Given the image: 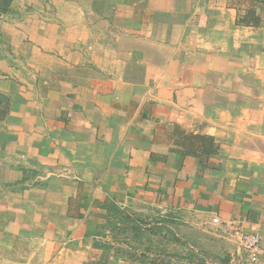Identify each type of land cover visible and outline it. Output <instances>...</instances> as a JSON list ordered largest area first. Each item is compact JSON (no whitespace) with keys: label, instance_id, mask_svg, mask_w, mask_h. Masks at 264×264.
Segmentation results:
<instances>
[{"label":"crops","instance_id":"crops-1","mask_svg":"<svg viewBox=\"0 0 264 264\" xmlns=\"http://www.w3.org/2000/svg\"><path fill=\"white\" fill-rule=\"evenodd\" d=\"M24 3L0 15V264H141L99 248L109 201L264 247V0ZM174 125L214 138L207 168Z\"/></svg>","mask_w":264,"mask_h":264},{"label":"rangeland","instance_id":"rangeland-1","mask_svg":"<svg viewBox=\"0 0 264 264\" xmlns=\"http://www.w3.org/2000/svg\"><path fill=\"white\" fill-rule=\"evenodd\" d=\"M27 0H14L8 15H18ZM57 3L60 0H56ZM76 9L85 8L88 0H71ZM55 6V5H54ZM23 12V8H21ZM47 15V14H46ZM15 18V16H14ZM142 231L133 230L129 224L127 233L117 237L131 252L149 257L158 264H229V249L239 244L233 231L219 223L196 216L159 214L156 211H128ZM111 238V236H110Z\"/></svg>","mask_w":264,"mask_h":264},{"label":"trees","instance_id":"trees-1","mask_svg":"<svg viewBox=\"0 0 264 264\" xmlns=\"http://www.w3.org/2000/svg\"><path fill=\"white\" fill-rule=\"evenodd\" d=\"M13 1L14 0H0V15L10 14ZM262 4L263 2L255 3V5L247 11L245 16L239 18L238 23L241 25L259 26L261 23V16L260 13H258V9ZM97 8L99 10L98 4ZM9 110L10 98L5 94L0 93V121L6 118ZM173 132L176 141L175 143L182 149L183 157L193 156L199 159L200 166L203 169L208 167L209 158L218 153L219 146L214 138L210 136L187 133L182 130L179 125H174ZM105 209L107 210V215L105 217V223L99 228V237H107L108 232L110 234L109 236H111V243L99 244V248L112 249L120 259L125 258L141 264H158L154 260L150 262L148 256L140 255L138 251L131 252V250H129L131 248L126 249L124 244L120 242L121 240L118 239L117 233L119 231L127 233V228L130 223L131 225H134L133 230L136 232H138V230L142 231V227L137 225L135 220L130 219L128 210H124L114 201H109L108 204L105 205ZM169 216H171V214H169ZM229 259L228 256L227 263Z\"/></svg>","mask_w":264,"mask_h":264},{"label":"built area","instance_id":"built-area-1","mask_svg":"<svg viewBox=\"0 0 264 264\" xmlns=\"http://www.w3.org/2000/svg\"><path fill=\"white\" fill-rule=\"evenodd\" d=\"M239 245L244 253L253 260L264 262V247L260 243L259 233H237Z\"/></svg>","mask_w":264,"mask_h":264}]
</instances>
